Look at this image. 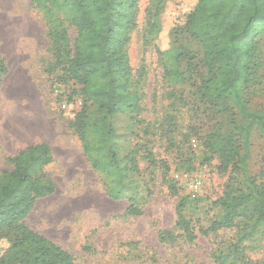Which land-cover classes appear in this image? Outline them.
<instances>
[{
    "label": "rangeland",
    "instance_id": "1",
    "mask_svg": "<svg viewBox=\"0 0 264 264\" xmlns=\"http://www.w3.org/2000/svg\"><path fill=\"white\" fill-rule=\"evenodd\" d=\"M153 3L139 0L127 47L133 72L140 66L144 69L139 90L142 111L138 117L122 113L111 119L120 164L127 163L128 152L135 156V168L120 184L117 177L93 166L92 158L105 161L103 150L88 156L72 126L83 101L73 82L57 83L60 68L53 66L55 47L48 35L51 19L30 0H0V52L8 68L0 83V170L12 167L8 156L39 142L49 144L53 161L46 173L55 190L36 200L25 224L69 252L74 264H221L218 257L235 246L242 258L233 263L229 259L228 264H264V235L254 231L240 240L242 222L200 233L220 214L213 201L222 195L229 174L217 170V157L202 145L211 117L202 111L197 93L203 73L197 63L199 44L183 28L169 33L193 0L167 2L155 40L162 49L170 42L188 52V62L181 67L191 66L186 81L175 87L174 99L166 95L171 87L162 77L152 46L142 40ZM67 28L72 39L74 31ZM73 90L77 92L72 94ZM261 101L256 95L250 103L255 107ZM85 107L87 121L109 123L95 104L87 101ZM87 134L96 145L94 133ZM263 153L264 138L258 136L251 147V173L258 170ZM119 187L121 192L116 191ZM186 195L190 198L181 212L196 235L193 240L175 226L176 204ZM130 205L139 213L128 212ZM165 230L170 237L162 238ZM8 245L6 239L0 240V254Z\"/></svg>",
    "mask_w": 264,
    "mask_h": 264
},
{
    "label": "trees",
    "instance_id": "2",
    "mask_svg": "<svg viewBox=\"0 0 264 264\" xmlns=\"http://www.w3.org/2000/svg\"><path fill=\"white\" fill-rule=\"evenodd\" d=\"M30 1L51 19L48 35L55 47L53 66L60 68L57 83L73 82L81 94L83 105L75 113L72 126L83 141L84 151L92 157L94 150H103L105 161L92 158L93 166L114 175L121 184L126 172L135 168V156L133 151L128 152L127 163L120 164L115 140L118 134L111 119L122 113L138 117L142 111L139 90L144 69L140 66L133 72L127 52L139 0ZM168 1L154 0L142 40L152 46L162 77L171 87L166 95L174 99L178 97L175 87L186 81L191 65L181 67L189 59L185 48L169 42L162 49L155 41ZM68 26L74 31L72 39ZM179 28L197 40L201 50L197 63L203 73L197 93L203 101L202 111L211 117L202 145L217 157V170L229 174L222 195L213 201L220 214L200 233L229 229L242 222L240 240L249 238L254 231L264 235V153L256 173L249 171L253 141L258 136L264 138V0H193L169 33H177ZM7 71L0 52V83ZM256 95L262 101L252 107L250 101ZM87 101L110 118L108 124L87 121ZM88 130L96 136V145L90 143ZM146 155L152 156L149 152ZM7 160L12 167L0 170V240L6 239L9 245L0 254V264H74L69 252L25 224L36 200L55 190L46 173L53 161L49 144L27 146ZM121 187L116 191L121 192ZM189 198L186 195L176 204L175 226L193 240L196 235L181 212ZM127 210L139 213L133 205ZM161 234L162 238L171 236L169 230ZM240 258L241 251L235 246L218 260L228 264L229 259L233 263Z\"/></svg>",
    "mask_w": 264,
    "mask_h": 264
}]
</instances>
